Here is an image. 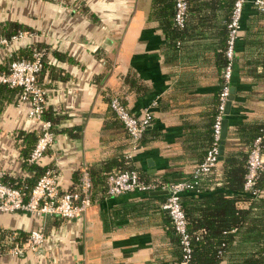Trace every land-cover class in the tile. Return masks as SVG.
Wrapping results in <instances>:
<instances>
[{
	"label": "crops",
	"instance_id": "1",
	"mask_svg": "<svg viewBox=\"0 0 264 264\" xmlns=\"http://www.w3.org/2000/svg\"><path fill=\"white\" fill-rule=\"evenodd\" d=\"M228 7V0H190L175 45L157 29L150 0H0V32L16 24L28 34L0 48V68L8 52L27 54V45L43 52L37 80L46 90L45 115L53 118L55 135L36 165H54L59 191L76 186L78 170L87 168L93 179L108 163L114 169L125 162L156 177L191 175L210 136ZM229 88L222 154L244 150L264 125V6L254 0L242 5ZM18 95L16 89L0 91V168L6 183L34 179L21 149L29 150L39 125L27 117L28 105ZM111 95L135 116L145 108L151 113L133 150L109 110ZM212 186L204 179L208 191L201 196L213 194ZM149 192L104 196L94 186L82 215L69 220L0 212V229L41 228L45 234L36 250L7 251L0 264H154L170 258L173 230L160 206L164 194Z\"/></svg>",
	"mask_w": 264,
	"mask_h": 264
},
{
	"label": "built area",
	"instance_id": "2",
	"mask_svg": "<svg viewBox=\"0 0 264 264\" xmlns=\"http://www.w3.org/2000/svg\"><path fill=\"white\" fill-rule=\"evenodd\" d=\"M244 0H233L229 20L226 24L227 36L223 50L225 64L221 69V86L217 94L216 113L212 122V142L205 153L203 160L193 169L191 180H183L170 185H161L156 188L152 182L140 180L136 170H124L107 176L105 192L108 196H116L133 191H152L165 189V197L162 209L165 210L174 232L179 238L181 249L180 264H193L190 260L191 234L187 230L186 220L180 205L181 193L193 191L201 174L207 173L216 165L217 149L219 144L220 125L223 117L224 105L229 91L231 67L233 58V45L239 18ZM254 3L262 7L264 0H254ZM187 8V0H174L173 23L177 27L184 24ZM26 33L17 32L9 37L0 36V48L7 47L12 42H17L25 37ZM43 52L33 48L30 58L12 59L11 53H7L5 69L0 70V85L18 90V101L28 105L27 117L38 123L37 138L27 157V162L36 163L51 148L54 131L49 120L43 118L46 108V90L37 81L38 72L42 66ZM108 107L113 115L119 120L124 131L129 137L131 150L135 149L144 129L150 124L151 115L148 108L143 110L141 116L131 113L118 95H112L108 101ZM264 128L250 143L245 158V173L243 189L249 191L254 179L264 164L262 154V140ZM129 156V155H128ZM3 171L0 168V212H27L33 215L56 216L63 219L80 217L90 202L89 195L91 181L87 168L80 169L76 186L67 191H59V176L54 165L49 164L36 182L29 189L26 196L17 187L7 185L1 181ZM253 196L257 192H251ZM15 234L10 235L13 239ZM6 237L4 238V240ZM45 234L41 228L32 229L28 232L23 242L14 243L9 248L12 254H21L23 250H36L44 241Z\"/></svg>",
	"mask_w": 264,
	"mask_h": 264
},
{
	"label": "trees",
	"instance_id": "3",
	"mask_svg": "<svg viewBox=\"0 0 264 264\" xmlns=\"http://www.w3.org/2000/svg\"><path fill=\"white\" fill-rule=\"evenodd\" d=\"M189 2L190 0H187L186 11L188 10ZM232 3L233 0H228V13L224 22L225 35L221 48V69L225 64L223 50L227 36L226 24L229 20ZM173 4L174 0H150V16L155 20L156 27L161 30L162 36L165 39L167 38V40H173V43L176 45L179 42L178 40L181 38L186 14L184 24L181 27L175 26L173 23ZM13 26V28L9 27L6 31L3 29V31L0 32V36L9 37L12 34L23 31L21 29H17L18 26L16 24H13ZM33 48L38 49L36 46L27 45V54L20 55L17 52H12L11 58L29 59ZM42 68L43 61L38 74ZM3 69H5V63L4 66L0 68V70ZM8 90L14 89L0 85L1 92ZM111 96L107 98V103ZM217 102L218 100L216 96V104L210 124V136L203 149L201 159L196 163L195 167L203 160L205 153L212 142V122L216 113ZM45 114L46 108L43 112V118L49 120L52 124L53 118L50 115L46 116ZM262 128H264V125L258 129L256 134H254L244 150L233 152L225 150L224 153L221 154L222 157L220 159L217 158L216 165L207 173L199 176L195 189L193 191H187L188 193H194V195H196L194 199H191L187 196V194L181 193L179 201L185 216L187 230L191 234L190 260L193 264H264V196H261L264 181V164L261 170L258 171L252 188L249 191L243 189L245 158L251 141L261 133ZM142 135L137 142L136 148L139 146ZM36 138L37 134L27 152L21 149V159L24 166L30 173H32L34 179H30L28 177L25 180L22 179L6 183L3 176L1 177V181L3 183L19 188L25 196L28 194L29 189L33 186L46 167H38L36 163L27 162V157ZM261 152L264 155V139L262 140ZM218 164L219 168L217 169L216 167ZM105 166L106 167L102 170V176L94 177L93 179L91 178L93 172L90 173L87 169L91 181L89 200H91L92 195H94V186H98L100 188V192L102 191V194L107 196L105 192V181L107 176L120 171L136 170L140 180L144 182H152L156 184V188H159L161 185H170L183 180H191L193 172L192 170L191 175L187 178H167V176L156 177L145 175L133 165L125 162L124 164L121 163V165H118L114 169H111V167L114 166L111 163H108V165ZM79 174L80 170H78L77 176H79ZM204 179L211 181V184L213 185L211 188L213 194L201 196L202 193L208 191L203 187ZM77 182L78 179L76 180V183ZM253 191L257 192L255 196L251 194ZM164 197L165 194L163 195L162 202L164 201ZM162 202L160 206L162 205ZM193 212L198 213L199 215L194 216ZM12 234H15L13 239L10 238V235ZM27 234V232L22 230L0 229V254L7 252L9 248L14 245V243H17L18 241L23 242L27 237ZM5 237L6 239L4 240ZM180 260L181 249L179 238L173 230L171 257L164 258L154 264H180Z\"/></svg>",
	"mask_w": 264,
	"mask_h": 264
},
{
	"label": "water",
	"instance_id": "4",
	"mask_svg": "<svg viewBox=\"0 0 264 264\" xmlns=\"http://www.w3.org/2000/svg\"><path fill=\"white\" fill-rule=\"evenodd\" d=\"M231 93H232V90L231 88H229V91H228V96H227V100L225 102V105H224V110H223V114L225 113L226 109L228 108V104H229V101L231 100ZM225 120L222 119L221 120V125H220V134H219V144H218V149H217V158L220 159L221 158V154H222V149H223V139L225 137ZM150 194H165L166 193V190L165 189H160V190H153V191H150L149 192Z\"/></svg>",
	"mask_w": 264,
	"mask_h": 264
}]
</instances>
